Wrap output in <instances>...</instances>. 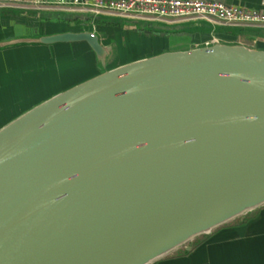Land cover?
I'll return each mask as SVG.
<instances>
[{
  "label": "water",
  "instance_id": "obj_1",
  "mask_svg": "<svg viewBox=\"0 0 264 264\" xmlns=\"http://www.w3.org/2000/svg\"><path fill=\"white\" fill-rule=\"evenodd\" d=\"M73 44L99 74L0 131V264H154L264 207V51L117 66L86 24L0 50Z\"/></svg>",
  "mask_w": 264,
  "mask_h": 264
},
{
  "label": "crops",
  "instance_id": "obj_2",
  "mask_svg": "<svg viewBox=\"0 0 264 264\" xmlns=\"http://www.w3.org/2000/svg\"><path fill=\"white\" fill-rule=\"evenodd\" d=\"M211 1L264 11L263 0ZM82 24L90 26L105 46H114L121 53L117 66L166 52L185 51L213 39L222 41L217 36L226 32L233 35L224 36L231 40L229 43L264 51L263 36L255 33L243 36L240 29H213L204 23L169 29L75 12L35 10L28 4L0 7V44L66 33ZM163 45L169 48L164 49ZM97 74L95 55L86 44L21 45L0 50V131L34 108ZM229 224L205 235L206 239L198 246L189 244L193 247L191 253L183 247L182 251L154 264H264V207Z\"/></svg>",
  "mask_w": 264,
  "mask_h": 264
},
{
  "label": "built area",
  "instance_id": "obj_3",
  "mask_svg": "<svg viewBox=\"0 0 264 264\" xmlns=\"http://www.w3.org/2000/svg\"><path fill=\"white\" fill-rule=\"evenodd\" d=\"M18 4H28L35 10L75 12L169 29L195 23L213 29H264V11L230 7L211 0H0L2 8ZM219 42L223 41L213 39L204 45Z\"/></svg>",
  "mask_w": 264,
  "mask_h": 264
},
{
  "label": "trees",
  "instance_id": "obj_4",
  "mask_svg": "<svg viewBox=\"0 0 264 264\" xmlns=\"http://www.w3.org/2000/svg\"><path fill=\"white\" fill-rule=\"evenodd\" d=\"M240 31L242 32V34L241 35H243V36H245V35H248V34H250V33H252V34H256V36H263L264 37V29H258V28H244V29H240ZM252 31H255V32H252ZM226 35V37L227 36H229V37H233V35L232 34H230L229 32H226L225 34H223V35H218L217 37H219L223 42H227V43H229V42H231V40H228V39H226V37H224ZM232 35V36H231ZM230 225V224H229ZM206 237L207 236H201V237H198V238H196L195 240H193V242H191L190 244L192 245V246H198L203 240H205L206 239ZM182 251V250H181Z\"/></svg>",
  "mask_w": 264,
  "mask_h": 264
},
{
  "label": "rangeland",
  "instance_id": "obj_5",
  "mask_svg": "<svg viewBox=\"0 0 264 264\" xmlns=\"http://www.w3.org/2000/svg\"><path fill=\"white\" fill-rule=\"evenodd\" d=\"M209 26V25H208ZM163 47H165L164 49H168L169 47H167L166 45L164 46L163 45ZM130 58V57H129ZM179 250H181V248L179 249ZM179 250H177V251H175V252H178Z\"/></svg>",
  "mask_w": 264,
  "mask_h": 264
}]
</instances>
